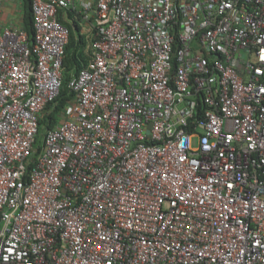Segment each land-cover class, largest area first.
<instances>
[{"label": "built area", "instance_id": "1", "mask_svg": "<svg viewBox=\"0 0 264 264\" xmlns=\"http://www.w3.org/2000/svg\"><path fill=\"white\" fill-rule=\"evenodd\" d=\"M32 12L0 27V264H264V0ZM63 13L89 59L41 133Z\"/></svg>", "mask_w": 264, "mask_h": 264}, {"label": "trees", "instance_id": "2", "mask_svg": "<svg viewBox=\"0 0 264 264\" xmlns=\"http://www.w3.org/2000/svg\"><path fill=\"white\" fill-rule=\"evenodd\" d=\"M26 3L29 9L28 16L25 20V27L32 40L34 36L32 0H26ZM63 23L71 29V39L66 49V56L63 65L64 87L60 97L46 108L40 122L41 133L44 129L51 128L60 121V116L64 111L67 101L73 97L69 92L68 82L73 75L80 72V70L87 65L89 59L88 40L80 33L76 35L77 31H73L72 27L68 23ZM77 30L80 32V28Z\"/></svg>", "mask_w": 264, "mask_h": 264}, {"label": "crops", "instance_id": "3", "mask_svg": "<svg viewBox=\"0 0 264 264\" xmlns=\"http://www.w3.org/2000/svg\"><path fill=\"white\" fill-rule=\"evenodd\" d=\"M28 5L26 0H9L7 1L3 7L0 9V27H21L26 29L25 20L28 16ZM61 20L63 22L68 23L73 31H77L76 33H80L82 35H87L85 38L88 40V34L78 31L77 27L73 24L72 21L68 20V16L62 14ZM88 49L90 52V45L88 44ZM88 52V55H89ZM88 63V62H87Z\"/></svg>", "mask_w": 264, "mask_h": 264}, {"label": "rangeland", "instance_id": "4", "mask_svg": "<svg viewBox=\"0 0 264 264\" xmlns=\"http://www.w3.org/2000/svg\"><path fill=\"white\" fill-rule=\"evenodd\" d=\"M85 31H86V30H85ZM76 35H78V33H77ZM87 50H88V49H87ZM45 131H46V129L43 130V132H45Z\"/></svg>", "mask_w": 264, "mask_h": 264}]
</instances>
